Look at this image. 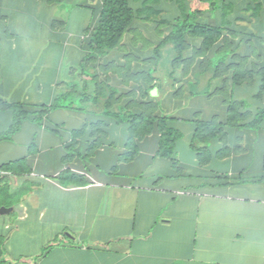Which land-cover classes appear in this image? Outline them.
I'll use <instances>...</instances> for the list:
<instances>
[{
	"label": "crops",
	"instance_id": "1",
	"mask_svg": "<svg viewBox=\"0 0 264 264\" xmlns=\"http://www.w3.org/2000/svg\"><path fill=\"white\" fill-rule=\"evenodd\" d=\"M162 1L164 10L171 9L166 15L157 7ZM101 4L0 0V101L27 112L21 129L0 141V167H12V173L0 172V187L6 186L11 198L0 207V239L5 240L0 264H13L6 256L14 251L13 234L23 226L28 247L35 250L16 257L28 258L29 264H264V127H250L254 110L243 97L234 100L237 89L260 85L250 81L233 87L231 73L224 72L217 80L225 82L228 98L210 113L208 104L221 88L206 93L216 78L207 63L192 61L177 67L183 72L171 95L173 108L163 113L156 101L142 98L157 80L114 75L127 54L117 58L121 67L114 59L101 67L114 76L108 82L91 80L87 71L99 73L98 59L84 64V43L98 23ZM149 6L157 12L138 21L174 22L178 17L168 16L180 12L173 0ZM133 46L128 48L137 50ZM256 53L247 67H260L253 62ZM140 64L133 63V69ZM95 82L116 91V112L133 106L141 112L150 102L156 115L171 119L170 126L182 134L172 161L157 156L156 131L130 142L128 123L104 119L106 126L100 127L103 118L77 110L78 87L86 90ZM133 93L138 101L130 98ZM63 95L64 105L73 102V108L50 110L38 122L33 113ZM233 102L235 119L229 123ZM201 121L219 124L223 137L193 146ZM12 123L13 113L0 110V132ZM109 137L114 141H106ZM36 237L41 242L35 245Z\"/></svg>",
	"mask_w": 264,
	"mask_h": 264
},
{
	"label": "trees",
	"instance_id": "2",
	"mask_svg": "<svg viewBox=\"0 0 264 264\" xmlns=\"http://www.w3.org/2000/svg\"><path fill=\"white\" fill-rule=\"evenodd\" d=\"M156 0H101V9L97 25L89 32V37L84 43L86 55L84 64L91 59H103L110 53L119 48L125 34L132 30L136 20L142 16L150 17L157 11L153 6H149ZM178 4L180 15L184 20L178 19L172 22L168 35L160 42L155 48L156 57H160V51L163 47H172L173 50L178 52L180 58H183V54L186 53L189 47V39L201 40V51L199 56L209 54L207 65L209 71L213 68V61L215 58H220V61L225 58L228 60V64H219L217 71L212 73L213 77L217 78L219 75L224 74L225 71L231 73V84L233 87L241 85L242 83L253 82L260 85V94H264V40L263 35H257L253 33L255 42L252 45V40L248 38V35L242 34L245 32V28L236 29L234 27L235 21L247 22L249 19L241 13V9L245 11L254 10L252 14L259 15L264 13V0H242L243 4L237 5L233 0H199L201 3H206L209 7L210 13H214L217 17L214 18V24H210L207 21H202L199 16L205 11L190 9L186 12L183 8V0H173ZM235 4V9H234ZM242 6V7H241ZM241 7V9H240ZM189 14V17L187 15ZM257 27V26H256ZM250 34V33H247ZM240 35V39L239 38ZM252 36V34H250ZM237 40V41H236ZM259 43V45H258ZM257 50L255 59L253 62L258 61L260 67L253 68L247 67V63L250 64L251 54ZM232 56L228 59L225 57L226 52H231ZM196 55V54H195ZM194 57V56H193ZM222 57V58H221ZM175 59L181 60L182 59ZM192 61L188 58V61ZM194 60V59H193ZM180 61V62H181ZM218 67V66H217ZM177 69V67H176ZM222 70V71H221ZM211 72V71H210ZM91 80L96 78V74L88 75ZM152 80H157L156 76L151 77ZM96 87L93 94H84L82 100L90 103V108H77V110L85 111L93 117L103 118L98 124L100 127L106 126L104 119L109 121H115L116 123L126 122L130 126L131 135L130 142L135 140L141 141L144 137L152 134L156 131L160 135L159 149L157 156L165 158L170 161L173 160L175 154V148L177 142L182 138L181 132L170 126V118L167 116L156 115V105L153 103H147L145 110L141 112H123L122 108H119L118 112L115 111V96L116 91L108 86L104 82L95 83ZM156 84L151 88L154 89ZM150 88V89H151ZM148 93V92H147ZM66 102V96H58L51 107L44 110L36 111L33 114L36 120L40 122L42 117L50 110L62 108H73V102L64 105ZM236 104L233 102L228 111L229 123L235 119L233 113L235 112ZM244 103L241 104V106ZM0 110H9L13 113V123L6 132H0V141L9 140L11 137L21 129L24 117L27 115L24 107L21 105L10 104L0 101ZM264 120V108L258 111L257 117L254 122L249 125L252 128H258L261 126ZM228 123V124H229ZM97 134L93 131L92 136ZM223 137L222 128L219 124L213 122H197L196 133L194 136L193 146L198 143H209L213 139ZM0 172L12 173L11 165H3L0 167ZM11 202V198L8 197V190L6 186L0 187V207ZM5 240L0 239V243L3 244Z\"/></svg>",
	"mask_w": 264,
	"mask_h": 264
},
{
	"label": "rangeland",
	"instance_id": "3",
	"mask_svg": "<svg viewBox=\"0 0 264 264\" xmlns=\"http://www.w3.org/2000/svg\"><path fill=\"white\" fill-rule=\"evenodd\" d=\"M159 1H161V0H159ZM233 1H235L234 3H237V5L243 4L242 0H233ZM158 3L160 4V2H156V5ZM162 3L165 5V3L162 1L161 6H157V7L158 8L161 7L160 9H163L164 7H162V5H163ZM150 4H153V3H150ZM182 5H183V8L185 9L186 12H189L190 9H192V11H194V10H203L204 11L205 10L199 16V19L207 21L208 23H210L212 25L214 24V18L217 17V15H218V13H217V15L214 13H210V11L208 10L209 9L208 5L206 3H201L199 0H183ZM241 7H240V9H241ZM234 9H235V4H234ZM165 10L163 11V13H164L163 15H166L165 12L171 11V9H169V8H167V9L165 8ZM252 12L255 13L256 11H254V10L245 11L244 9H241L240 14H243V16L247 17L249 20L247 22L235 21L234 27L236 29L237 28L241 29L242 27H244L246 31L243 32L242 34L248 35V38H250L252 40L249 43H251L253 45L255 42V40H254L255 38H251V37H253V33L257 34V35H263L264 36V13L257 15V13L252 14ZM187 15L189 17L188 13H187ZM173 16L178 17L177 18L178 21L184 20L182 15H180V13L178 15V12H176V11L171 12V14L168 17L173 19ZM155 25H157V28L161 27V30L160 31L153 30ZM171 25H172V22H168V21L167 22L166 21L165 22H158L157 21L156 23H154L151 21H138L137 20L134 24V27L139 28L140 30L135 29L133 31V34H127L123 38L119 48L117 49V51L119 52V53L117 52L118 55H117V53L114 52L113 54L110 53L111 55L109 54L110 57L108 60H106V58L109 55L106 56L105 59H98V62H96V64H98L99 73L97 71L94 72L93 69H91V68H88L87 74L88 75L96 74L97 77L94 78L95 80L100 81L102 79H105L108 82L110 79V76H112V77H114V76L111 74L107 75L106 73H104L102 71L101 67L103 68L104 64H108L109 62L112 61V59H114L116 64L120 66L121 65L120 60H118L117 58L119 57V55H123V53L127 54L128 59L123 58L121 60V61L125 62L123 67L120 66L122 68V71L120 70L118 72L117 71L115 72V70H113L114 75L119 74V76H122L124 73L125 76L128 75L130 79L136 78L137 80L140 79L141 81L142 80H148L149 81L150 80L149 78H151L152 76L153 77L156 76V79H157L156 87L154 89H152V88L147 89L148 91H146L145 94L144 93L142 94V98L147 100V101L148 100L156 101L158 103L157 107H159V109L163 113H165V110L172 109L173 106H172V102H171V95L175 94V92H177L176 83L180 79L181 74L183 72V71H181V69H180V71H178L176 69V67L180 66V68H182L183 65L188 64L190 62V60L188 61V58H191L192 61H202V60H200L201 56H199V51H201V40L200 39H197V40L189 39V47L187 48L186 53L183 54V58H180V55L178 54V52L173 50L172 47H168V46L163 47V49H161V51L159 52L160 57H156L155 48L168 35ZM247 33L252 34V36H250V34H247ZM240 38L241 37L239 35V38H237V39H240ZM262 43L264 44V40H262ZM258 45H259V43H258ZM128 46L129 47H132V46L137 47V50L130 49V48H128ZM226 55L228 56V59H229L232 56V51L230 53L226 52L223 57H225ZM209 57H210L209 54H206L204 56V59L206 62H208ZM179 58L182 59V61L181 60L175 61V59H179ZM104 61H106V63ZM138 61L141 62L140 66L133 69V66H132L133 63H137ZM227 62H228V60H226V62H225V58H223L221 61H220V58H215V60L213 61V64H212L213 68L210 70L211 73L216 72L217 68L220 69L219 68L220 63H223L226 67V65L228 64ZM127 63L130 64L131 65L130 67H132V68H130V67L128 68ZM129 78L125 77V79H129ZM217 79L218 78L214 79L211 82V85L206 88V93H213L216 89L221 88V89H219L220 91L217 94L219 99L217 97L216 100H214L213 102L208 104V111L210 113L217 112V110L221 106V102L224 99L228 98V96H227L228 93H225L223 91L224 90L223 86L225 85V82L222 80H217ZM140 80H139V82L138 81L135 82V84L138 85L137 83H140ZM150 82H151V80H150ZM92 84H90L88 89H86V90L82 86L78 87V92L81 95L78 97V101L75 102V105L77 107H79V108L80 107L81 108L82 107L83 108H90L91 107L90 103H87V101L82 100V99L84 98V96H83L84 94H92L93 90L95 89V84L93 86H92ZM147 84H149V83L147 82ZM194 88H196L197 90H201V85H198V86L195 85ZM259 92H260V87L257 84L249 87L248 89L247 88L237 89L234 93V100H236V98H242L243 97L247 101L248 106L251 107L252 110H254L253 111L254 115L257 116V110L258 109L261 110L264 108V94L261 97V94H260V96H259V94H257ZM130 98L132 100H134V98H135L138 101L139 95L136 93H133ZM228 100L230 101V99H227V104L229 102ZM67 104H69V102H67ZM136 106H137V103H136ZM134 108H136V107L133 106L132 108H130L129 111H126V112H129V114L133 113V112H135ZM145 108H143V106H142V108H140V110L143 111V110H145ZM221 110H223V109H221ZM223 112H225V111H222L220 116H223ZM185 115L190 116L189 114H187V112ZM195 116L197 117V119H202V115H200V114H197ZM205 120H207V117ZM249 121H250V119H249ZM263 127H264V120H263L260 128H263ZM106 141L111 142V141H114V139H113V137H109V139H107ZM12 234H13V231H12ZM12 237L13 238H12V241L10 242V246H14V251H12V253L10 255L7 254L6 257H9V261L12 262L13 264H29L30 261H27L28 258L25 257L24 259H22V261H20L19 260L20 257H16L18 252L25 254L27 256L32 252L33 248L35 250V247H32V246L28 247V244H30L31 242L28 241L24 226L19 230L18 234L15 233V234H13ZM16 241H19V243L17 244ZM32 242L35 243V245H36V243L41 242V238L37 239V237H36L35 240H33ZM19 244H21V246L18 247V251H17V245H19Z\"/></svg>",
	"mask_w": 264,
	"mask_h": 264
}]
</instances>
